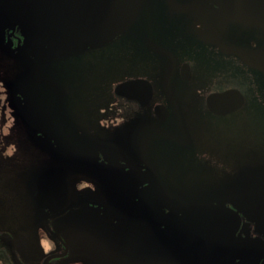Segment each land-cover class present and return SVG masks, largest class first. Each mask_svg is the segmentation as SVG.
Segmentation results:
<instances>
[{"label": "flooded vegetation", "instance_id": "obj_1", "mask_svg": "<svg viewBox=\"0 0 264 264\" xmlns=\"http://www.w3.org/2000/svg\"><path fill=\"white\" fill-rule=\"evenodd\" d=\"M263 13L264 0H143L104 46L38 52L16 95L23 65L0 44V175L14 185L0 190V264H264L259 196L217 191L264 165V132L236 130L262 115ZM8 40L21 44L17 30ZM230 89L243 105L211 112L206 98ZM216 222L236 227L227 252Z\"/></svg>", "mask_w": 264, "mask_h": 264}, {"label": "water", "instance_id": "obj_2", "mask_svg": "<svg viewBox=\"0 0 264 264\" xmlns=\"http://www.w3.org/2000/svg\"><path fill=\"white\" fill-rule=\"evenodd\" d=\"M142 2L143 0H0V44L3 43L7 56L23 65V69L15 74L6 87L16 95L21 91L22 84L34 80L38 68L43 65L35 58L38 52H42L44 60H47L52 55L64 56L112 42L136 19ZM262 28L264 29V24ZM15 30L21 36V44L12 48L10 40L5 42V33L13 34ZM260 70L264 72V63ZM136 83L137 81L124 82L118 85L117 90L122 93L127 86ZM24 98L27 99L25 96ZM243 103L242 94L236 89L213 93L206 98L208 109L222 115L240 108ZM27 112V109L25 113L22 111L25 123L29 122ZM225 186L230 189L221 188L217 191L236 195L239 193L234 191L239 190L247 201L254 200L258 195L256 201L262 204L259 209H264V165L244 168L240 175ZM217 212L219 210L216 208ZM230 213L233 214L232 211ZM225 227V224H215L213 239L216 251L227 252L228 248L223 245L235 242L233 234L236 227H231V237ZM231 250L233 259L234 248ZM235 256L242 258L243 252L238 249Z\"/></svg>", "mask_w": 264, "mask_h": 264}, {"label": "rangeland", "instance_id": "obj_3", "mask_svg": "<svg viewBox=\"0 0 264 264\" xmlns=\"http://www.w3.org/2000/svg\"><path fill=\"white\" fill-rule=\"evenodd\" d=\"M2 63L5 64V62L2 60H0V64ZM9 63V62H8ZM7 67H9L8 69H6L7 74L12 73L13 72V66L12 64H7ZM3 69V68H2ZM0 69V74L3 73V70ZM244 74H230L228 76L227 79H229L232 82L238 81L239 79H243ZM261 88H257L259 95H261L260 98H262V105L260 108V112L258 115L262 114L261 116H259V118H256L254 115V113H252L251 115H249V111L247 110L246 113L248 115H244L241 117L242 123H238L236 126V130H242L243 132L246 131L245 135H247V138L249 141L254 140L255 138V133L257 130H262V132H264V82H261L260 84ZM234 118H236V115L234 116ZM256 118V119H255ZM200 120H201V125H204L205 127L209 126L210 123H214V121L212 120V118H210L209 116L205 114L200 115ZM261 123V124H260ZM218 125H220L219 123H217ZM263 124V126H262ZM252 125V127H251ZM242 135L244 136V134L242 133ZM9 161L6 160H0V171L3 170L5 167L7 168V166L9 165ZM13 185V183L6 177H3L2 175H0V190L1 191H5L7 189H10Z\"/></svg>", "mask_w": 264, "mask_h": 264}, {"label": "clouds", "instance_id": "obj_4", "mask_svg": "<svg viewBox=\"0 0 264 264\" xmlns=\"http://www.w3.org/2000/svg\"><path fill=\"white\" fill-rule=\"evenodd\" d=\"M46 248H47V246H46Z\"/></svg>", "mask_w": 264, "mask_h": 264}]
</instances>
